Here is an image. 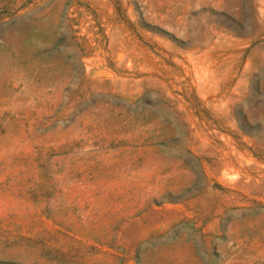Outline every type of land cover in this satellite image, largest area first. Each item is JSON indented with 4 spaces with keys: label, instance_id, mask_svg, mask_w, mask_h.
I'll return each instance as SVG.
<instances>
[{
    "label": "rangeland",
    "instance_id": "374dc122",
    "mask_svg": "<svg viewBox=\"0 0 264 264\" xmlns=\"http://www.w3.org/2000/svg\"><path fill=\"white\" fill-rule=\"evenodd\" d=\"M0 264H264V0H0Z\"/></svg>",
    "mask_w": 264,
    "mask_h": 264
}]
</instances>
